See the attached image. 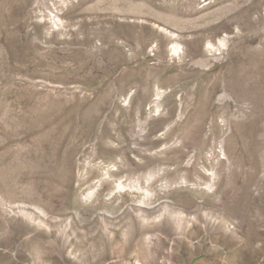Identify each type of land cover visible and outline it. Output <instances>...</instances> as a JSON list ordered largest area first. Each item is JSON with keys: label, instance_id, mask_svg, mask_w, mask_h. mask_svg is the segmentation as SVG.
Returning a JSON list of instances; mask_svg holds the SVG:
<instances>
[{"label": "rangeland", "instance_id": "rangeland-1", "mask_svg": "<svg viewBox=\"0 0 264 264\" xmlns=\"http://www.w3.org/2000/svg\"><path fill=\"white\" fill-rule=\"evenodd\" d=\"M0 264H264V0H0Z\"/></svg>", "mask_w": 264, "mask_h": 264}, {"label": "bare ground", "instance_id": "bare-ground-1", "mask_svg": "<svg viewBox=\"0 0 264 264\" xmlns=\"http://www.w3.org/2000/svg\"><path fill=\"white\" fill-rule=\"evenodd\" d=\"M154 175H155L154 173H150V175L147 176V180H146L147 184L153 178ZM212 176L213 178H215V173H213ZM209 186L210 188H212V184H209ZM118 188L127 189V190L131 189V191L136 194V196L133 197L132 205L133 207L136 208L135 210L138 213V217H139L138 219H140L144 225L150 227V229L153 230L157 229L158 226L162 224L163 219L168 217L176 225V227L184 233L191 224L195 226L200 221V218L197 214H194L193 216L189 217V215L183 214L180 211L176 213L175 211L172 210V208L170 209V206L167 203L161 208V210L155 212L154 208L151 206V204H153L154 195L151 192V190L147 188L145 184H143L139 180L132 181L127 184H124L123 181H120L118 184ZM114 192L115 191H112L111 195H113ZM95 193H96L95 191L89 192L87 197L92 198L95 195ZM101 214H102V219L106 224L105 230L108 231V226L105 219L107 217L110 219L113 216L108 214L107 211H103V213ZM196 229L199 230V227L197 226ZM165 230L167 231L166 228H159V231H163L166 233Z\"/></svg>", "mask_w": 264, "mask_h": 264}]
</instances>
